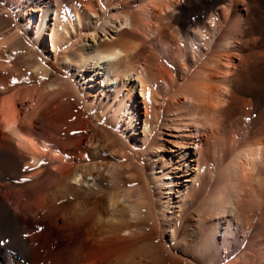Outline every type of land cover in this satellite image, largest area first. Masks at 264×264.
Listing matches in <instances>:
<instances>
[{
	"label": "bare ground",
	"instance_id": "6f19581e",
	"mask_svg": "<svg viewBox=\"0 0 264 264\" xmlns=\"http://www.w3.org/2000/svg\"><path fill=\"white\" fill-rule=\"evenodd\" d=\"M259 11L264 0H0V94L13 90L0 98V264H264L263 138L239 143L222 116L238 37L264 36V18L248 19ZM93 174L105 182L71 183ZM107 188L124 216L101 213Z\"/></svg>",
	"mask_w": 264,
	"mask_h": 264
},
{
	"label": "rangeland",
	"instance_id": "374dc122",
	"mask_svg": "<svg viewBox=\"0 0 264 264\" xmlns=\"http://www.w3.org/2000/svg\"><path fill=\"white\" fill-rule=\"evenodd\" d=\"M114 6H110L108 8V11H110L111 9H113ZM238 9L241 10V12L244 14V16H246L247 11L244 10L245 8L240 5L238 6ZM248 15V14H247ZM34 19H36V14H34ZM54 18V16L51 17V20ZM264 17L262 16L261 11L253 14L251 17H249V22L250 23H254V22H258L260 20H262ZM46 25H47V30H46V34L43 35V39H45L47 42H45L44 46L48 47V44L50 43V39L48 38V33L47 32H51V28H52V21L46 20ZM239 49H237L233 55V62H234V73H239L240 78L236 77L234 78L233 81V86L234 87H230L228 94H233V96L236 98V100H233L232 103H230L229 108H228V112H224L223 113V120L226 121L225 123H227V121H230L232 123V126L234 129H237L238 131L242 132L244 135L239 137V143H244V142H252V140L255 139V136H260L263 138V142H264V118L263 120H258L256 125H253V127H251V125H249V121L255 118V115L257 114V112L259 110L264 109V91L261 92V90L258 92L257 91V87L253 89V86H257V83L254 81L259 82L260 79L261 81H264V36L260 37L257 33H249L246 36H239ZM89 43H92L91 40H88L87 45ZM241 46V47H240ZM46 47V49H47ZM2 50H0L1 52ZM241 56V57H240ZM240 58V59H239ZM262 59L261 63L259 62V60ZM1 60V58H0ZM50 61L51 66L58 72H60L64 77L66 76V74L64 73V71L58 66L56 65L53 61ZM259 62V63H257ZM255 63V64H253ZM238 78V79H237ZM239 79L240 82V86H237V84H235L236 80L238 81ZM253 80V82H249L250 85L247 86V82L249 80ZM257 79V80H256ZM246 80V82H245ZM259 80V81H258ZM29 81H25L23 84L20 85V90L23 89H32L33 88V82L28 83ZM247 83V84H246ZM253 84V85H252ZM255 84V85H254ZM239 85V84H238ZM246 87V88H245ZM251 88V90L253 89L254 92H256V94L251 95L249 89ZM243 89L242 92H240L239 90ZM16 90V89H15ZM233 90V91H232ZM238 90V91H237ZM232 91V92H231ZM13 90L12 89H8V91H3L0 94V98L2 97L3 101L5 100L7 102V97L10 98V96L12 95ZM22 92V91H21ZM261 92V93H260ZM137 96L139 98L140 97V92L139 89L136 90ZM1 99V101H2ZM5 102V105H6ZM30 103L28 102H24L23 105H19L18 107L22 109V111H26L30 108ZM6 107V106H5ZM254 110V114H251V110ZM257 111V112H256ZM246 115H250V116H246ZM139 121V122H137ZM136 121V125L135 128L132 129V131L137 132L135 134H138L139 132H142L143 130V124H141L142 122L139 120ZM248 122V123H247ZM230 124V123H229ZM229 127V126H228ZM227 139V138H226ZM229 139V138H228ZM246 140V141H245ZM31 143H34L36 145H38L40 142L34 138L30 139ZM164 147L166 150H170V148H172V146L165 142L164 143ZM58 150V149H56ZM25 151V150H23ZM26 152V151H25ZM165 153L166 155H168L169 157H172L171 154L169 153V151H164L160 154ZM190 159L191 158H187L186 162L183 163L181 165V171L180 174L185 173L186 171L192 170L191 172L194 171L195 166L193 164H191L189 167H187V164L189 165L190 163ZM211 161V158H208ZM3 175H6L5 173ZM105 174H101L96 176V174H93L92 176H86L84 178L85 182H77L74 183V181H72L71 183H73L75 186H83L86 189L89 188H94L95 184L97 182H105ZM6 180L9 178V176L5 177ZM27 179H31L29 176L26 177ZM101 180V181H100ZM168 181H170V179H168ZM44 182V181H43ZM42 182V183H43ZM255 182V181H254ZM253 184L251 183V187L250 186H245V188L247 189V191H253L254 189L256 190L257 187H259V185L256 184V182ZM41 184V183H40ZM46 184V183H45ZM44 185V183L42 184ZM42 185H34L31 187H28L27 191L28 192H32L34 190H36V188H40ZM254 185V186H253ZM257 185V186H256ZM38 188V189H39ZM245 189V190H246ZM104 194H103V200L101 201L102 204V210L101 213L103 214V216L105 217L106 215L111 216L113 215V217H120V216H124L125 215V210L122 209V205H120L119 203H117L118 205H114V207H111V201H110V197H111V193L112 190L110 188H107L106 190H103ZM105 198V199H104ZM105 208V210H104ZM101 210V209H100ZM105 211V212H104ZM108 213V214H107ZM101 214V215H102ZM0 229H1V222H0ZM160 242L164 245L166 243L165 238H163V236H161L160 238Z\"/></svg>",
	"mask_w": 264,
	"mask_h": 264
}]
</instances>
